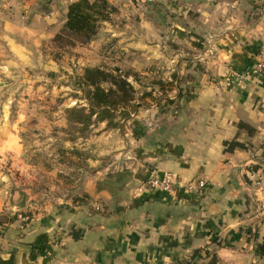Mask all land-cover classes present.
I'll return each mask as SVG.
<instances>
[{"label":"crops","instance_id":"1","mask_svg":"<svg viewBox=\"0 0 264 264\" xmlns=\"http://www.w3.org/2000/svg\"><path fill=\"white\" fill-rule=\"evenodd\" d=\"M34 1L0 0V74L16 78L23 68L35 66L30 55L55 32L38 12L32 16ZM160 2L161 9L150 2L129 15V6L112 1L117 11L101 23L99 36L110 34L139 62L143 55L153 60L163 56L170 63L167 43L175 39L201 48L203 42H193L195 35L203 39L207 32L214 37L212 54H198L203 62L195 63L196 68L184 64L178 69L194 76L185 82L179 77L190 87V98L172 116L175 121L139 138L131 156L126 154L134 160L125 167L132 179L123 188L103 183L113 175L89 174L68 197L51 193L53 202L41 186L29 184L31 176L23 170L31 164L16 133L3 122L0 264H264L259 251L264 245V209L259 208L264 192V71L239 76L251 70L264 45V34L251 35L252 30L264 31V20L249 29L241 0ZM1 115L2 121L9 118L7 111ZM16 170L19 176H13ZM166 170L175 176L174 191L145 185L148 177ZM196 177L205 185L190 192L184 185Z\"/></svg>","mask_w":264,"mask_h":264},{"label":"rangeland","instance_id":"2","mask_svg":"<svg viewBox=\"0 0 264 264\" xmlns=\"http://www.w3.org/2000/svg\"><path fill=\"white\" fill-rule=\"evenodd\" d=\"M71 1L73 0L34 1L36 7L33 13L30 12L32 16L38 12L40 19L45 18L48 21L46 28L55 32L37 45L38 52L35 55H30L37 63L35 66L23 68L20 75H15L16 78L0 74V117L3 111L9 114L6 116L9 118L4 121L0 118V129L5 122L16 133L17 141L22 144V151L31 164L23 170L31 176L29 184L41 186L49 194L48 198L45 197L49 199L48 202L55 200L51 193L55 197H68L82 183L84 176L89 174L110 177L126 171L125 167L130 166V162L134 160L129 152L139 138L144 139L154 129L175 121L172 116L177 115L181 105L190 98V87H186L179 77L183 76L185 82L186 79H194V76L191 73L178 72V69H182L184 64L194 65L196 68L195 63L203 62L198 54L206 50L208 54H212L211 42H214V37L206 34L207 32L202 36L203 39L200 35H195L197 40L193 42L195 45L203 42L201 48L171 40V45L167 43V47L172 50V66L163 56H157L153 60L141 55L140 58L143 59L139 62V59H135L137 55L130 50L124 51L120 46L121 42L113 40L114 37L110 34L100 37L99 29L87 43L58 46L52 39L62 27L67 5ZM112 1L119 6H129V15H137L133 10H138L139 6H144L140 8L144 9L150 2H155L160 9L162 4L160 0H108L113 6ZM209 1L215 3L218 0ZM241 1H245L240 10L242 20L251 25L249 29H253L261 19L264 20V0ZM246 13H249L247 17ZM145 15L150 16L151 12ZM256 31L252 30L251 35L260 37L264 34L261 29ZM263 47L264 45L256 54ZM171 67L174 69L171 70ZM85 68H100L123 74L134 88L135 98L132 103H139L136 111L131 112L128 117L117 111L112 125L106 121H97L93 116V122L88 128L77 129L76 125L69 122L65 110L70 107H85L87 110L89 107L85 96L89 87L82 80ZM115 69H119V72ZM228 73L231 74V71ZM169 76L171 80H167ZM157 81H173L176 87H161ZM102 85L107 87L109 83L104 82ZM147 93L151 97L147 96L140 103L139 97ZM4 102L8 103L4 105ZM128 153L130 156H126ZM17 156L21 160L22 152H18ZM1 169L5 167H0ZM16 172L13 176H19L20 170ZM2 222L0 215V224Z\"/></svg>","mask_w":264,"mask_h":264},{"label":"trees","instance_id":"3","mask_svg":"<svg viewBox=\"0 0 264 264\" xmlns=\"http://www.w3.org/2000/svg\"><path fill=\"white\" fill-rule=\"evenodd\" d=\"M117 9L108 0H73L67 5L65 20L62 27L53 36V42L58 46H75L89 42L98 32L103 21H108ZM119 69H115L118 71ZM119 72V71H118ZM83 83L89 87L86 91L88 109L85 107H70L65 110L70 123L76 125L79 130H85L93 122L106 121L114 124L116 112L120 111L127 117L136 111L139 103L134 100V88L126 77L121 73H112L100 68H85L82 77ZM109 83L104 87L102 83ZM163 87L174 89L173 81H157ZM150 93L139 97L143 103ZM199 250H194L191 258ZM260 254H264V245L259 246ZM187 260L177 264H188Z\"/></svg>","mask_w":264,"mask_h":264},{"label":"built area","instance_id":"4","mask_svg":"<svg viewBox=\"0 0 264 264\" xmlns=\"http://www.w3.org/2000/svg\"><path fill=\"white\" fill-rule=\"evenodd\" d=\"M264 71V47L261 48L255 55L254 63L251 66V70L239 75L241 79L249 77L252 73H261ZM145 185L156 190H161L163 192H172L176 189L175 176L172 171H163L161 175H153L148 177L145 181ZM205 185V180L203 178H192L189 179L184 187L190 192H197ZM96 209L99 205L94 206ZM259 208L264 209V192L263 197L259 203Z\"/></svg>","mask_w":264,"mask_h":264},{"label":"water","instance_id":"5","mask_svg":"<svg viewBox=\"0 0 264 264\" xmlns=\"http://www.w3.org/2000/svg\"><path fill=\"white\" fill-rule=\"evenodd\" d=\"M132 179L131 171H122L115 175L112 178L103 179V183L105 185H109L110 187L121 189Z\"/></svg>","mask_w":264,"mask_h":264}]
</instances>
